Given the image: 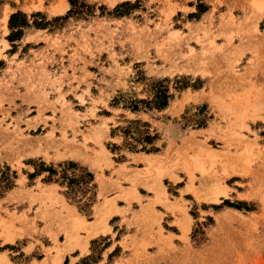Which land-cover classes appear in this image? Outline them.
<instances>
[{
	"label": "rangeland",
	"instance_id": "374dc122",
	"mask_svg": "<svg viewBox=\"0 0 264 264\" xmlns=\"http://www.w3.org/2000/svg\"><path fill=\"white\" fill-rule=\"evenodd\" d=\"M75 8L0 0V264H264V0Z\"/></svg>",
	"mask_w": 264,
	"mask_h": 264
},
{
	"label": "trees",
	"instance_id": "16d2710c",
	"mask_svg": "<svg viewBox=\"0 0 264 264\" xmlns=\"http://www.w3.org/2000/svg\"><path fill=\"white\" fill-rule=\"evenodd\" d=\"M76 2H77V0H69V4L71 6V9L68 11L67 16L68 15L75 14V9H76L75 8V3ZM127 5H129V4L128 3H124V4L116 7V12H118V9H120L122 6H127ZM34 16H39V14L33 15V17ZM67 16L66 17H63V18H60V17L55 18L53 20V22L54 23H57L59 21H63V20H65L67 18ZM33 23H34V26L36 28H41V29H44L48 25H50L49 22H42V21L41 22H36L35 21ZM27 26H28V24H27L26 17H25L24 14H21L19 12L12 14L10 16V18H9V29L11 30V33H10V35L7 38L8 41L13 42L15 40H18L21 37V35H22V28H25ZM166 100H167V96L165 94L159 92L157 94L156 98L153 101H151V102L150 101H137V102H135L134 103L135 105H133L132 110H135V111L138 110V107L136 106V103H144L145 105L154 104L158 108H163L166 105ZM134 125H137L138 126L139 125V122L138 121L134 122ZM137 128L138 127H136V129H135V133L138 135V138L137 139H134V141L137 144L138 143L139 144L145 143V144H149V145L152 144V142L154 141V138L155 137H151V136H149L147 134V132L141 131L139 128L138 129ZM126 133H129V131H127ZM142 149H143V151H146V147L145 146ZM156 151H157V149H155V148H149L146 152H156ZM68 165L70 166L71 164H68ZM44 171L48 173V176L46 178V181L47 182L52 181V177L54 175H56V171L54 169H52L51 167L45 168ZM65 171L66 170H62L63 175H65ZM1 180L3 182H6V186H10L9 178L6 175H3L2 174L1 175ZM82 182L84 184H87V181H84V179L82 180ZM70 184H72V183L70 182ZM225 204H227V203L225 202ZM227 205L228 206H231L229 204H227Z\"/></svg>",
	"mask_w": 264,
	"mask_h": 264
},
{
	"label": "crops",
	"instance_id": "0c3cea01",
	"mask_svg": "<svg viewBox=\"0 0 264 264\" xmlns=\"http://www.w3.org/2000/svg\"><path fill=\"white\" fill-rule=\"evenodd\" d=\"M93 238L94 237H89L86 241H85V245H86V243H87V246L89 247L90 246V241L91 240H93ZM13 243H8V242H3L1 239H0V258H2L3 257V255H5L6 254V257L8 258V260L10 261V263H11V260H10V256H9V253H12L13 254V250H11V247H8L9 245H12ZM28 244L29 243H27L26 245H24V246H22L21 248H19V250L18 251H16V252H14L15 254H20V253H22L23 254V258H25V256H27L26 254V252H25V250L28 248ZM14 245H15V243H14ZM32 245H34L33 243H32ZM35 250V246L31 249V251L29 252V255H30V253L31 252H33ZM20 263H18V264H22V262H23V264L24 263H26V262H24V261H22L21 259H20V261H19Z\"/></svg>",
	"mask_w": 264,
	"mask_h": 264
}]
</instances>
